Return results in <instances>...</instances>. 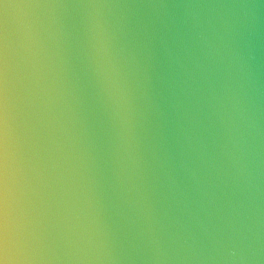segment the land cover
Here are the masks:
<instances>
[{
	"label": "clouds",
	"instance_id": "obj_1",
	"mask_svg": "<svg viewBox=\"0 0 264 264\" xmlns=\"http://www.w3.org/2000/svg\"><path fill=\"white\" fill-rule=\"evenodd\" d=\"M0 264H264V0H0Z\"/></svg>",
	"mask_w": 264,
	"mask_h": 264
}]
</instances>
